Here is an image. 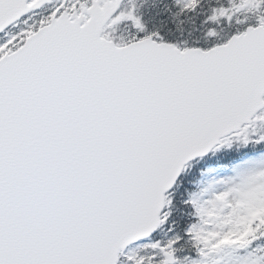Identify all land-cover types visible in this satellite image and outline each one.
I'll use <instances>...</instances> for the list:
<instances>
[{"label":"snow or ice","instance_id":"obj_1","mask_svg":"<svg viewBox=\"0 0 264 264\" xmlns=\"http://www.w3.org/2000/svg\"><path fill=\"white\" fill-rule=\"evenodd\" d=\"M0 264H264V0H0Z\"/></svg>","mask_w":264,"mask_h":264}]
</instances>
